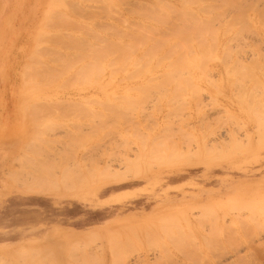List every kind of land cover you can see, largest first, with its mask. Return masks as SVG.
<instances>
[{"label":"rangeland","instance_id":"rangeland-1","mask_svg":"<svg viewBox=\"0 0 264 264\" xmlns=\"http://www.w3.org/2000/svg\"><path fill=\"white\" fill-rule=\"evenodd\" d=\"M59 1L0 0V264H173L191 249L201 264L220 248L240 252L222 264H264V0ZM137 22L185 67L100 89L117 52L100 38L136 40ZM71 33L97 36L93 60L69 54Z\"/></svg>","mask_w":264,"mask_h":264},{"label":"bare ground","instance_id":"bare-ground-1","mask_svg":"<svg viewBox=\"0 0 264 264\" xmlns=\"http://www.w3.org/2000/svg\"><path fill=\"white\" fill-rule=\"evenodd\" d=\"M54 1V0H53ZM59 1V0H58ZM65 1V0H64ZM110 1V0H109ZM51 2H52V0H51ZM60 2L61 1H59V2H52V5H54V3H56L57 4V6H59V4H60ZM102 2V1H101ZM111 2V1H110ZM155 2H157L156 0H155ZM59 3V4H58ZM74 3V2H73ZM135 3V2H134ZM140 3V2H139ZM63 4V3H62ZM157 4V3H156ZM159 4V3H158ZM157 4V5H158ZM161 4V3H160ZM50 6H51V3L49 4ZM64 6H65V3L63 4ZM62 5V6H63ZM77 5V4H76ZM186 5V4H185ZM56 6V7H57ZM68 6V5H67ZM87 6V5H86ZM159 6V5H158ZM53 7L54 6H52V8H50V10L52 9L53 10ZM152 7V6H151ZM156 7V6H155ZM47 8H48V6H47ZM58 8V7H57ZM61 8V7H60ZM63 8V7H62ZM81 8V7H80ZM158 8V7H157ZM84 9V8H83ZM87 9V8H86ZM151 9V8H150ZM154 9V8H153ZM46 10H48V9H46ZM55 10V9H54ZM141 10V9H140ZM139 10V11H140ZM143 11V10H142ZM150 11V10H149ZM153 11H156V10H153ZM157 11H158V9H157ZM157 11L155 12V13H157ZM160 11V10H159ZM46 12V11H45ZM45 12H43V14H45ZM58 12H59V10H58ZM141 12V11H140ZM47 13V12H46ZM139 13V12H138ZM137 13V14H138ZM154 13V15H157V14H155ZM141 14V13H140ZM139 14V15H140ZM60 15V14H59ZM158 15H159V18H162L163 16L161 15V17H160V14H159V12H158ZM185 16H187V15H185ZM43 20V19H42ZM45 20V19H44ZM47 20V19H46ZM45 20V21H46ZM67 20H68V18H67ZM66 20V21H67ZM73 21V20H72ZM68 22V21H67ZM40 23H42V21H40ZM76 24V23H75ZM43 26H45V25H43ZM41 27V29H42V26H40ZM44 28V27H43ZM149 28H151V29H153V27L152 26H148V24H147V26H146V24H144V23H139V22H137V27H136V29H137V31H136V33H137V36L136 37H139L138 39H136V40H130V36H131V32H132V28H130V27H126V29H125V27L123 28V29H125V30H123V29H119L120 31H117L116 29L117 28H113L112 30H114V31H116L117 33L119 32L120 33V36L118 37V36H116L114 33H116V32H114L113 33V31L110 29L109 31L112 33V34H114V36H116V37H114V39H115V41L113 42V38L111 37V39L109 38L108 39V37L107 36H103V37H101L100 38V41L97 39V36L95 35V40H96V44H97V46H94V45H92V41H89V40H85V38H80V39H76V34H72L71 33V38H74L73 39V41H72V43L75 45V47L77 48V50H71V49H69L70 50V52H69V54L70 55H73V56H76V55H80V56H86V59H90L91 57H92V60H93V57H94V53H95V50L97 49L96 47H98V46H100L101 44H103V43H108L112 48H114V46H115V44H116V46H115V49H117V52H116V55H117V57H116V55H115V61H114V63H111L110 61L112 60L113 61V58H114V56L110 59V61H109V63L106 65V63L107 62H104L103 64V72L105 71L106 72V70H104V68H105V66H107L108 68H109V66H110V68H111V70H110V68L108 69V70H110V73L111 74H114L115 76H118L117 78L116 77H114V75H113V79L112 78H110L109 79V77H106L105 79H103L104 81L101 83V82H98V86H100L99 88L100 89H102V90H105V91H107V89H108V86H109V88H110V86L112 87V85H116V87L117 86H122V83H121V76H120V73H129V72H133L134 73V75H136V74H138L139 72L140 73H144V74H150V73H152V72H154V71H157V70H164V71H166V70H168V69H172L173 67H176V68H178V69H182V68H184L185 67V65H186V62L185 61H183V60H181L182 59V57H180V56H178V58H175V59H173V60H171V61H169V62H167V60L170 58L169 56H166L167 55V53L169 52V51H171V52H173V53H175V54H177V51H179L178 50V48L179 47H181V45L180 44H170V46L166 49L165 47H166V43L164 42V43H159V44H157V43H155V42H153V39L152 40H150V41H148V40H146V39H143L144 38V36H145V34L146 33H148L149 32ZM39 30V29H38ZM84 31V30H83ZM92 31H93V29H92ZM38 32H41V30L40 31H38ZM88 33V32H87ZM93 33V32H92ZM96 33H97V31H96ZM100 33V32H99ZM116 33V34H117ZM118 33V34H119ZM39 34V33H38ZM45 34V33H44ZM78 34V33H77ZM37 36H39L40 37V34L39 35H37ZM81 36V35H80ZM79 36V37H80ZM44 37V36H43ZM100 37V36H99ZM117 37H118V39H117ZM132 37H133V33H132ZM93 38V37H92ZM40 40V39H39ZM99 41V43L101 42V44L100 45H98V41ZM102 40V41H101ZM110 40V41H109ZM37 41V40H36ZM114 43V44H112V42ZM162 41V40H161ZM41 42V41H40ZM42 43V42H41ZM83 43H85V45H86V47L87 48H84V49H80L79 48V46L81 45V44H83ZM95 44V45H96ZM165 44V45H164ZM38 45H40V44H38ZM43 45V44H42ZM42 45H41V47H42ZM37 45H35L34 47H36ZM102 46V45H101ZM93 47V48H92ZM117 47V48H116ZM91 48H92V51H91ZM60 49V48H59ZM79 49V50H78ZM36 52H35V50H34V52L35 53H38V52H41V50H42V48H40V51H39V49H37L36 48ZM68 50V49H67ZM64 51V50H63ZM80 51V52H79ZM82 51H83V53H82ZM114 51V50H113ZM33 52V54H35ZM60 52V51H59ZM186 52L188 53V54H190L191 52H192V48L191 49H189V50H186ZM231 52V51H230ZM31 53H32V51H31ZM31 53H30V56H32L31 55ZM66 53H67V51H66ZM39 54V53H38ZM38 54H37V56H38ZM41 54V53H40ZM109 55H107V54H104V55H107L108 57L110 56V53H108ZM113 54H115V53H113ZM29 56V57H30ZM36 56V55H35ZM91 56V57H90ZM28 57V58H29ZM64 57V56H63ZM66 57V56H65ZM69 57V56H68ZM28 58L26 59V60H28ZM32 57H30L29 59H31ZM42 58V57H41ZM67 58V57H66ZM79 57H77V59H78ZM99 59H100V57H98ZM68 59V58H67ZM76 59V60H77ZM99 59H97V60H99ZM101 60V59H100ZM99 60V61H100ZM29 61V60H28ZM66 61V60H65ZM101 61H103V60H101ZM74 63V62H73ZM77 63V62H76ZM75 63V64H76ZM74 64V65H75ZM90 65H92V64H90ZM88 66V65H87ZM72 67H73V65H72ZM76 67V66H75ZM80 68V67H79ZM116 68V69H115ZM116 71H115V70ZM76 71V70H75ZM111 71H113V73L111 72ZM103 72H102V74H103ZM116 72V73H115ZM81 73H82V71H81ZM107 73V72H106ZM109 74V73H108ZM118 74V75H117ZM79 75V74H78ZM90 75H91V73H90ZM104 75L106 76V74L104 73ZM104 76V77H105ZM88 77V76H87ZM92 77V76H91ZM103 77V76H102ZM84 79V78H83ZM88 81V80H87ZM87 81H85V82H87ZM95 81V80H94ZM92 82L93 84H96V82ZM100 81V80H99ZM84 88V87H83ZM114 89V88H113ZM119 89V88H118ZM82 90V89H81ZM85 90V89H84ZM83 90V91H84ZM94 90V89H93ZM27 92H25V89H24V93H23V95L24 94H29V91L28 90H26ZM80 92V89H79V91H78V93ZM30 93H31V91H30ZM27 94H26V96H27ZM70 94V93H69ZM108 94V93H107ZM22 95V96H23ZM80 95V94H79ZM106 95V94H105ZM78 96V95H77ZM66 97V96H65ZM70 98V97H69ZM74 98V97H73ZM107 98H108V96H107ZM24 99V98H23ZM75 99V98H74ZM26 100H27V98H26ZM28 100H30V99H28ZM27 100V101H28ZM22 101V100H21ZM25 101V100H24ZM27 101H25V104L27 103ZM69 101V100H68ZM24 103V102H23ZM24 104V105H25ZM21 105V104H20ZM21 107V106H20ZM27 107V106H26ZM23 108V107H22ZM25 108V107H24ZM25 110L23 109V112H24ZM21 112H22V110H21ZM26 113H27V111H26ZM22 114V113H21ZM24 115L23 116H25V112L23 113ZM27 115V114H26ZM21 116V115H20ZM23 116H21L22 118L21 119H24V117ZM26 119V118H25ZM37 120V119H36ZM40 120V119H39ZM261 120H262V118H261ZM41 121V120H40ZM16 122V121H15ZM256 122V121H255ZM262 123V122H261ZM25 124V123H24ZM40 125V124H39ZM43 125V124H42ZM24 127H25V125H24ZM31 127V126H30ZM43 127V126H42ZM23 130H25V129H23ZM31 130V129H30ZM39 131V130H38ZM37 131V132H38ZM24 132V131H23ZM36 132V133H37ZM32 133V132H31ZM34 133V132H33ZM42 133V132H41ZM241 133V132H240ZM229 134V133H228ZM260 134V133H259ZM262 134V133H261ZM36 134H34V136H35ZM189 135V134H188ZM213 135V134H212ZM216 135V134H215ZM214 135V136H215ZM264 135V134H263ZM220 136H222V135H220ZM233 136V135H232ZM212 137V136H211ZM184 138V137H183ZM230 138V137H229ZM235 138V137H234ZM239 138H241V137H239ZM264 138V137H263ZM231 140V139H230ZM236 140V139H235ZM243 140V139H242ZM223 142H225V140L223 139ZM27 146H30V144L29 145H27ZM173 146V145H172ZM211 146H213V145H211ZM245 146H247V145H245ZM170 147V146H169ZM185 147H187V146H185ZM239 147H240V145H239ZM172 148V147H171ZM229 148H230V145H229ZM242 148H243V146H242ZM164 149H166V148H164ZM189 148H187V149H183L184 151L186 150V152H187V150H188ZM197 149V148H196ZM200 149V148H199ZM207 149V148H206ZM213 149V148H212ZM233 149V148H232ZM232 149H230V150H232ZM160 150V149H159ZM171 150V149H170ZM169 150V151H170ZM177 150V149H176ZM175 150V151H176ZM180 150H182L181 148H180ZM179 150V151H180ZM215 150V149H214ZM213 150V151H214ZM219 150V149H218ZM144 151V150H143ZM242 151V150H241ZM152 152V151H151ZM163 152V151H162ZM186 152H185V154H186ZM179 153H181V152H179ZM221 153V152H220ZM176 154V153H175ZM185 154H184V157H185ZM189 154H190V152H189ZM198 154V153H197ZM214 154V153H213ZM110 155V154H109ZM155 155V154H154ZM165 155V154H164ZM171 155V154H170ZM122 156V155H121ZM120 156V157H121ZM183 156V155H182ZM190 156V155H189ZM95 157V156H94ZM101 157V156H100ZM123 158H124V156H122ZM153 157V156H152ZM156 158H157V156H155ZM154 157V158H155ZM172 157V156H171ZM188 157V156H187ZM197 157H198V155H197ZM203 157V156H202ZM21 158H23V157H21ZM89 158V157H88ZM116 158H118V157H116ZM122 158V159H123ZM145 158V157H144ZM163 158V157H162ZM174 158V157H173ZM176 158V157H175ZM196 158V157H195ZM200 158V156L198 157V159ZM17 159H19V158H17ZM16 159V160H17ZM97 160H98V158H96ZM132 159V158H131ZM160 159V158H159ZM177 159V158H176ZM183 159H185V158H183ZM187 159H191V158H186V160ZM211 159V158H210ZM85 160H87V159H85ZM124 160H125V158H124ZM142 160H144V159H142ZM158 160V159H157ZM168 160V159H167ZM178 160H180V159H178ZM193 160V162H194V158L192 159ZM192 160H190V161H192ZM195 160H197V158L195 159ZM205 160V159H204ZM203 160V161H204ZM212 160V159H211ZM15 161V160H14ZM18 161V160H17ZM93 161V160H92ZM148 161H150L149 159H148ZM202 161V160H201ZM213 161V160H212ZM19 162H20V160H19ZM56 162V161H55ZM136 162V161H135ZM147 162V161H146ZM152 162V161H151ZM151 162H150V164H151ZM163 162V161H162ZM169 162V161H168ZM174 162V161H173ZM173 162H169V164L171 163H173ZM177 162V161H176ZM197 163L199 162L198 160L196 161ZM196 162H194V164L196 163ZM123 163H124V161H123ZM138 163V162H137ZM175 163V162H174ZM184 163H186V162H184ZM121 164V163H120ZM160 164V163H159ZM193 164V165H194ZM52 165H53V163H52ZM78 165V164H77ZM86 165V164H85ZM123 165V164H122ZM161 165H162V163H161ZM158 166V165H157ZM77 167V166H76ZM125 167V166H124ZM133 167V166H132ZM144 168V167H143ZM50 170V169H49ZM103 170V169H102ZM128 170V169H127ZM42 171V170H41ZM75 171V170H74ZM122 171V170H121ZM46 172V171H45ZM128 172V171H127ZM28 173H31V172H29L28 171ZM34 173V172H33ZM75 173V172H74ZM73 173V174H74ZM133 173H134V171H133ZM40 174V173H39ZM47 174V173H46ZM83 174V173H82ZM122 174H125V173H123L122 172ZM27 175V174H26ZM31 175V174H30ZM43 175V174H42ZM41 175V176H42ZM44 175H45V173H44ZM84 175V174H83ZM139 175V174H138ZM31 176H33V175H31ZM37 176H39L38 174H37ZM48 176H50V175H48ZM81 176V175H80ZM116 177V176H115ZM120 177V176H119ZM119 177H117V178H119ZM123 177V176H122ZM27 178V177H26ZM33 178H35V177H33ZM42 178V177H41ZM25 179V178H24ZM96 179V178H95ZM127 179V178H126ZM23 180V179H22ZM79 180V179H78ZM85 180V179H84ZM91 180V179H90ZM29 181V180H28ZM42 181V180H41ZM43 181H44V179H43ZM31 182V181H30ZM66 182V181H65ZM69 182V181H68ZM27 183V182H26ZM34 183V182H33ZM37 183V182H36ZM40 183V182H39ZM41 184V183H40ZM85 184V183H84ZM94 184V183H93ZM44 185H45V183H44ZM44 185H42V186H40V185H38V186H31L30 188H29V192H31L32 194H35V195H38V196H46V194H49L50 192H48V190H47V186H44ZM76 185V184H75ZM81 185V184H80ZM79 185V186H80ZM30 186V185H29ZM48 186H50L49 184H48ZM24 187V186H23ZM77 187V186H76ZM65 188V190H66V188L67 187H64ZM68 189H69V187H68ZM64 190V189H63ZM68 191V190H67ZM257 203V202H256ZM220 210V209H219ZM206 212H208V210L206 211ZM210 212H212V211H210ZM214 215V214H213ZM225 220V219H224ZM219 230V229H218ZM262 232H264V231H262ZM261 232L259 233V234H257V236H256V238H254V239H252V242H254V244H255V241H258V240H260V236H261ZM192 235V234H191ZM195 235V234H194ZM209 235V234H208ZM184 236V235H183ZM204 236V235H203ZM202 236V238H203V242H206L207 240H208V238H206V239H204L205 237H203ZM188 238H189V236H187ZM85 238V237H84ZM193 238H194V242L193 243H195V240H197L198 241V245L195 243V245H197L198 247H199V244H200V246H201V244H202V239L201 238H198L196 235L195 236H193ZM192 238V239H193ZM189 240V239H188ZM218 241V240H217ZM216 241V242H217ZM262 241V240H261ZM213 242H214V239H213ZM207 243V242H206ZM61 244V243H60ZM205 244V243H204ZM264 244V243H263ZM195 245H194V247H195ZM207 245V244H206ZM209 245V244H208ZM261 245V244H260ZM252 246V245H251ZM211 247V246H210ZM209 247V248H210ZM221 247V246H220ZM222 247H223V245H222ZM195 249H197V247L195 248ZM237 249V248H236ZM32 250V249H31ZM31 250H28V251H31ZM34 250V249H33ZM187 250V249H186ZM190 250V249H189ZM194 250V249H193ZM210 250V249H209ZM221 250V251H220ZM220 252L219 253H217V255H214L213 257H210L209 255H207L206 256V258L204 259V261H202V263L201 264H222V263H224V260H223V262H222V259H227V256H228V254H234V252H232V251H226L225 250V248H224V250L222 249V248H220ZM25 251V250H24ZM36 251L37 252H40V251H38V248L36 249ZM35 251V252H36ZM44 251H46V250H44ZM190 251H192V249L190 250ZM190 251L188 252V251H183V250H180V254H178V253H176V254H173V259H174V263L175 264H194L193 263V261L194 260H192V257H194L193 255H191V253H190ZM197 251H199V250H197ZM197 251H193V253L194 252H196L197 253ZM215 251H216V249H215ZM226 251V252H225ZM155 252V251H154ZM152 253V255L154 256V258H155V260L157 261L158 259L157 258H159L160 257V259L159 260H161L162 259V255H163V253H165V252H162V251H158V252H156V253ZM200 252V251H199ZM209 252H211V251H209ZM92 253H94V252H92ZM99 253V252H98ZM235 253H240V252H235ZM16 254V253H15ZM25 254H27V253H25ZM24 254V255H25ZM32 254V253H31ZM100 254L102 255V256H105V252H100ZM195 254V253H194ZM199 254V253H198ZM200 254H201V252H200ZM94 255L95 254H93V257H94ZM112 255V254H111ZM114 255V254H113ZM149 255L150 254H148V253H145V252H141V253H139L138 254V256H137V258L136 259H134L133 261H128L126 264H149L151 261H150V258H149ZM196 255V254H195ZM202 255V254H201ZM151 256V255H150ZM237 256V255H236ZM5 257V256H4ZM23 257V256H22ZM114 257V256H113ZM116 257V256H115ZM196 257L198 258V256L196 255ZM17 258V257H16ZM96 258V257H95ZM200 258L201 257H199L198 259H199V261H200ZM100 259V258H99ZM194 259V258H193ZM153 263V262H152ZM156 263V262H155ZM173 263V264H174ZM195 263H197L198 264V260H197V262H195ZM172 264V263H171ZM200 264V263H199Z\"/></svg>","mask_w":264,"mask_h":264}]
</instances>
